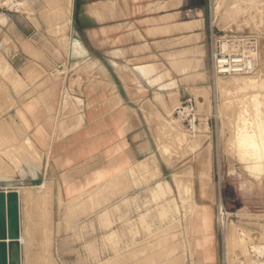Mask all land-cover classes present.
I'll use <instances>...</instances> for the list:
<instances>
[{"label":"crops","instance_id":"0c3cea01","mask_svg":"<svg viewBox=\"0 0 264 264\" xmlns=\"http://www.w3.org/2000/svg\"><path fill=\"white\" fill-rule=\"evenodd\" d=\"M50 1L33 0L30 12H35L29 16L49 11ZM58 1L62 11L65 0ZM70 4V13L63 14L69 19L57 24L58 32L68 34L60 49L66 59H48L45 49L31 56L24 50L31 48L25 46L17 60H0V190L17 191L19 212L26 192L30 193L26 189L37 188L39 196L51 198L55 264H95V259L163 264L170 258L168 249H173L172 222H136L144 210V195L174 200L158 157L157 165L148 166L153 163L149 126L159 121L158 114L164 116L183 97L204 88L211 5L208 0H71ZM55 15L63 17L61 12ZM23 27L37 32L31 22ZM17 28L14 21H7V31L14 34ZM201 133L189 145L201 146L196 167L203 177L210 171V145L208 135L204 142L198 140ZM261 152L260 160L252 159L256 170L264 161V148ZM154 167L160 175L147 187L131 176V169L136 175L137 170L146 173ZM234 179L254 192L253 201L241 204L264 210V183L247 173ZM102 195L110 207L133 199L124 211L135 222H107L109 227L101 230L90 217ZM171 206L166 210L175 209ZM179 224L187 241L188 222ZM191 227L187 261L184 256L174 259L191 264L187 263L191 257L194 264L206 260L214 264V223L209 214L199 216Z\"/></svg>","mask_w":264,"mask_h":264},{"label":"rangeland","instance_id":"374dc122","mask_svg":"<svg viewBox=\"0 0 264 264\" xmlns=\"http://www.w3.org/2000/svg\"><path fill=\"white\" fill-rule=\"evenodd\" d=\"M14 2H18L19 8L12 7ZM32 2L30 0H0V60H17L25 46L31 48V50L24 49L31 56L33 52H37V49H45L48 59L53 57L59 60L66 59L60 55V49L63 50L65 35L68 34L58 32L57 24L69 19L68 16L63 15L68 13V0H65L62 11L58 9L60 4L58 0L47 2L50 10L46 13L42 11L39 16H29L35 12H30ZM59 12L63 17L55 15ZM13 13L16 15L11 17L10 14ZM210 20L220 32H249L257 36L258 54L254 72L214 77L211 75V61L207 55L205 60L207 79L201 85L204 88H197L193 95L199 118L196 132H188L172 114L173 109L164 116L157 115L159 121L151 125L152 128L149 126L153 137L151 156L153 163H149L148 166L158 164L154 160L157 156L162 173L172 187V194L169 196L174 200L169 203L165 197L144 195L142 205L144 210L136 222H155V220L156 222H172L173 249H168L167 255L170 258L163 264H183L187 261L185 249L192 247L189 241L192 239L191 224L204 214H209L211 222L214 223L216 249L214 264H264V210H249L241 204L243 201H253L254 192L251 187H245L242 184L244 181L234 179L236 176L247 173L259 184L264 183V161L260 164L259 170L252 168L253 160H260L262 152L255 154L256 150L250 142L254 137L256 141L264 137V0H212L211 16L209 15L207 25ZM7 21L10 24L14 21L19 31L14 34L12 30L7 31ZM27 22H31L37 32L26 31L23 26ZM56 72L59 73L57 70ZM62 74H66L65 69ZM241 78L247 79L245 83L238 84ZM222 79H232V87L219 89L217 85L216 89V81L219 82ZM234 84L237 86L234 87ZM199 95L204 99L199 98ZM177 105L178 103L175 106ZM199 131L202 133L198 140L204 142L207 138L205 139L202 135L207 134L210 145L208 153L210 171L203 177L197 175L196 167L201 146L194 148L189 145L197 138ZM241 135H246L248 139L239 138L238 140L237 137ZM205 153L207 154V151ZM1 156L11 160V156L5 152H1ZM167 159L172 160L171 164ZM203 168H208L207 162ZM131 170V176H137V182H141L146 187L160 175V173L157 174L155 167L146 173L137 170L136 175L133 169ZM176 177H180V180L178 181ZM25 191H30L31 195H28L25 201L22 200L23 204L20 205L22 217L20 226L30 236L27 248L30 255L26 257L25 248L21 246V264H38L39 262L55 264L51 254L52 200L49 197L39 196L37 188ZM145 192L149 191L145 190ZM20 197L22 199V194ZM220 200L229 213L228 224L223 232L217 230L216 226V205ZM133 204V199L128 201L124 198L121 202L119 200L114 204V207H110L111 204L105 202L102 195L101 202H94V212L90 218L99 222L101 230L109 227L107 222H135L129 211H124ZM168 204L175 209L172 208L169 211L167 208L166 210L165 206ZM47 207L49 208L46 209ZM180 222H188L186 233H184L187 235V241H184L185 236L183 237L180 230ZM38 236H41V242H38ZM175 256H184V261L180 258L174 259ZM98 261L99 259H95V264H110L109 261L104 260L101 263ZM190 262L194 264L191 257L187 263ZM207 263V260L199 261V264Z\"/></svg>","mask_w":264,"mask_h":264},{"label":"built area","instance_id":"2783aa9c","mask_svg":"<svg viewBox=\"0 0 264 264\" xmlns=\"http://www.w3.org/2000/svg\"><path fill=\"white\" fill-rule=\"evenodd\" d=\"M208 1L212 5V0ZM207 45L212 76L225 77L254 72L258 54V38L254 33L220 32L210 20L207 28ZM172 114L188 132H196L199 118L193 96L183 97ZM228 215L220 200L216 205V226L220 232L226 229Z\"/></svg>","mask_w":264,"mask_h":264},{"label":"water","instance_id":"95a60500","mask_svg":"<svg viewBox=\"0 0 264 264\" xmlns=\"http://www.w3.org/2000/svg\"><path fill=\"white\" fill-rule=\"evenodd\" d=\"M18 193L0 190V264H21Z\"/></svg>","mask_w":264,"mask_h":264},{"label":"bare ground","instance_id":"6f19581e","mask_svg":"<svg viewBox=\"0 0 264 264\" xmlns=\"http://www.w3.org/2000/svg\"><path fill=\"white\" fill-rule=\"evenodd\" d=\"M71 3V0H68V4H69V6H68V8H67V12L68 13H70V4ZM15 5V6H14ZM12 7H14V8H19V4H18V2H14L13 4H12ZM40 69V68H39ZM257 73V72H256ZM256 75V74H255ZM231 76H234V75H231ZM226 77V76H225ZM252 77H255V76H252ZM248 78H251V77H248ZM247 78H241L240 79V81L239 82H237L238 84H242V83H245V80H246ZM233 84V80L232 79H227V80H220L219 82L218 81H216V89H217V85H218V88L219 89H222L223 87H226V88H228V87H230L231 85ZM237 86V84L235 85L234 84V87H236ZM232 87V86H231ZM201 103V102H200ZM199 107V106H198ZM248 132V131H247ZM254 135V134H253ZM202 136H205L204 138L206 139L207 138V134L206 135H202ZM201 136V137H202ZM242 136V135H241ZM239 136V137H237L238 138V140H240V139H242V140H247L248 138H247V136L246 135H244V136ZM240 138V139H239ZM254 139H255V137H254ZM254 139H251V146L252 147H254V149L256 150L255 151V154H260L261 153V150L264 148V142H263V139H261L260 141H256V140H254ZM26 192V191H25ZM28 195L30 196L31 194L29 193V194H27V192H26V195H25V198L26 199H28ZM207 215V214H206ZM19 242H20V245L21 246H24V248H25V251H26V257H27V255H30L29 253H28V250H27V248H28V245H29V243H30V236H29V234L27 233V232H24V230H22V226H21V233H20V239H19ZM35 257V256H34ZM33 259V258H32Z\"/></svg>","mask_w":264,"mask_h":264}]
</instances>
